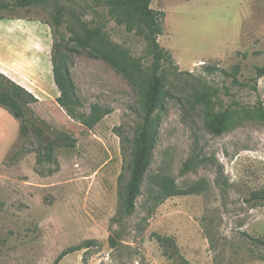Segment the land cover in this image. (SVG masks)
Instances as JSON below:
<instances>
[{
	"label": "rangeland",
	"instance_id": "374dc122",
	"mask_svg": "<svg viewBox=\"0 0 264 264\" xmlns=\"http://www.w3.org/2000/svg\"><path fill=\"white\" fill-rule=\"evenodd\" d=\"M152 8L165 14L158 40L172 62L162 74L166 94L154 157L131 216L120 214L122 193L153 62L143 34L118 24L96 0H44L0 11V72L36 96V117L77 140L75 149L59 147L48 161L45 143L34 134L21 137L20 121L0 107V264H54L64 250L89 240L91 248L60 264H179L164 255L155 234L173 237L190 264H264V245L254 241H264V206L249 201L264 189V77H257L264 65V0H154ZM58 10L82 103L77 112L111 111L93 129L57 102ZM96 28L107 49L117 46L140 66L137 83L69 43ZM202 92L212 93L215 112H233L227 133L206 129L207 108L193 99ZM159 176L182 189L202 184L203 191L158 205Z\"/></svg>",
	"mask_w": 264,
	"mask_h": 264
},
{
	"label": "trees",
	"instance_id": "16d2710c",
	"mask_svg": "<svg viewBox=\"0 0 264 264\" xmlns=\"http://www.w3.org/2000/svg\"><path fill=\"white\" fill-rule=\"evenodd\" d=\"M44 0H17L13 4H0V11L14 10L18 8L28 9L34 7ZM107 7L111 18L118 24L127 27L129 31L140 30L145 40L150 45L153 53L152 73L142 89V121L137 125L132 144V166L130 178L122 193V204L120 214L131 216L136 209V201L141 195L145 182L146 173L151 165L156 147V136L159 129L157 113L162 109L165 92V81L163 77L164 66L171 63V55L161 47L159 37L164 33L163 20L165 14L152 8L154 0H96ZM61 10L57 11L54 18V43L52 47V64L54 83L60 92L57 99L59 105L73 119H78L88 129L95 128L104 117L111 114L110 110H102L94 106L89 115L85 116L77 112L82 103L77 94V88L72 78L69 62L68 41L61 37L59 29L61 26ZM69 43H74L83 49L92 50L95 55L110 64L115 70L125 75L130 81L137 83L141 78L142 70L136 61L131 60L126 52L117 46L107 49L108 41L101 28L88 29L83 35H74L69 38ZM226 73V72H225ZM238 70L233 74H238ZM228 74V73H227ZM257 77H264V65L257 68ZM212 93L202 92L193 95L194 105H204L205 127L216 136L227 133L234 121L231 110L215 112L212 107ZM38 99L32 93L21 87L0 72V107L7 110L13 117L20 121L19 135L28 137L34 134L39 141L45 143L44 151L48 161L54 159L57 148L65 147L75 149L77 140L67 133L52 131L48 124L35 116L32 105ZM35 118V119H34ZM264 120V114L260 116ZM43 159L40 158L39 162ZM187 167H190L187 165ZM155 199L157 204L165 202L172 197L199 195L203 191L202 184H195L189 188L182 189L175 179L170 176H159L156 180ZM257 205L264 206V189L251 193L250 200ZM155 238L164 249V255L179 264H190L181 255L178 245L173 237H163L155 234ZM264 245L263 240H254ZM114 243V239H111ZM94 241H86L79 246L64 250L54 264L60 262L67 256L91 248Z\"/></svg>",
	"mask_w": 264,
	"mask_h": 264
}]
</instances>
